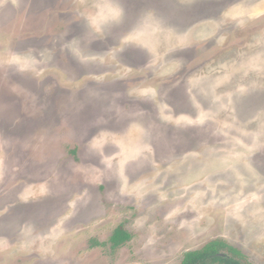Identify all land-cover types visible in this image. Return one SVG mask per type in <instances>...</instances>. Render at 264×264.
<instances>
[{"label": "rangeland", "instance_id": "obj_1", "mask_svg": "<svg viewBox=\"0 0 264 264\" xmlns=\"http://www.w3.org/2000/svg\"><path fill=\"white\" fill-rule=\"evenodd\" d=\"M218 240L264 264V0H0V264Z\"/></svg>", "mask_w": 264, "mask_h": 264}, {"label": "trees", "instance_id": "obj_2", "mask_svg": "<svg viewBox=\"0 0 264 264\" xmlns=\"http://www.w3.org/2000/svg\"><path fill=\"white\" fill-rule=\"evenodd\" d=\"M130 234L123 228H116L109 242L116 248L130 239ZM242 254L223 241H212L200 250L184 254L181 264H246L242 261Z\"/></svg>", "mask_w": 264, "mask_h": 264}]
</instances>
